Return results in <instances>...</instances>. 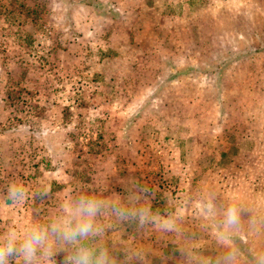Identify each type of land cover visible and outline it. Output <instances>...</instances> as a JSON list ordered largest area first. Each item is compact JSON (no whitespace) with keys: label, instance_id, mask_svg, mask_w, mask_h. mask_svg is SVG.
Segmentation results:
<instances>
[{"label":"rangeland","instance_id":"374dc122","mask_svg":"<svg viewBox=\"0 0 264 264\" xmlns=\"http://www.w3.org/2000/svg\"><path fill=\"white\" fill-rule=\"evenodd\" d=\"M9 1L0 232L81 194H135L153 221L99 218L117 264H138L133 249L139 264H188L186 251L220 253L206 209L234 197L244 212L233 240L253 264L264 251V0H20L40 9L24 23L34 31L26 49L11 37L21 14ZM12 180L24 201L6 200ZM165 218L173 230L158 227Z\"/></svg>","mask_w":264,"mask_h":264},{"label":"clouds","instance_id":"9594fccd","mask_svg":"<svg viewBox=\"0 0 264 264\" xmlns=\"http://www.w3.org/2000/svg\"><path fill=\"white\" fill-rule=\"evenodd\" d=\"M46 195V192L38 193ZM6 200L19 203L27 191L18 180L10 181ZM207 212L216 219V243L221 251L208 257L191 251L185 255L188 264H241V253L233 234L241 225L244 207L238 198H229L219 208L209 206ZM111 213L118 220H135L141 226L154 220V214L140 198L129 195L126 201L104 199L96 194H81L46 220H36L24 225H12L0 232V264H57L55 257L65 253L63 264H117L109 247L104 244V227L99 218ZM161 229L173 230L171 219L155 221ZM131 259L141 262V252L130 250ZM253 264H264V251L254 253Z\"/></svg>","mask_w":264,"mask_h":264},{"label":"trees","instance_id":"16d2710c","mask_svg":"<svg viewBox=\"0 0 264 264\" xmlns=\"http://www.w3.org/2000/svg\"><path fill=\"white\" fill-rule=\"evenodd\" d=\"M9 4L11 5V12H19L21 14V22L20 24L16 27V29L12 33V39L21 47L23 48H29L31 47V44L34 41V31L26 29L24 27V23L27 21L28 17L30 14L34 15L32 16V19L34 20L35 17L38 16V13H40V9L37 5H33L32 7L24 3L23 1L20 0H10ZM36 7L39 9L36 12ZM15 38V39H14ZM35 51H30L32 55H34Z\"/></svg>","mask_w":264,"mask_h":264},{"label":"crops","instance_id":"0c3cea01","mask_svg":"<svg viewBox=\"0 0 264 264\" xmlns=\"http://www.w3.org/2000/svg\"><path fill=\"white\" fill-rule=\"evenodd\" d=\"M213 74V73H212ZM212 74H210V76L212 77ZM219 252L221 251V248L219 247V250H218ZM241 253V252H240ZM241 263H243V264H248V261H247V257H246V255H244L243 253H241ZM167 264H170V262L169 263H167Z\"/></svg>","mask_w":264,"mask_h":264}]
</instances>
